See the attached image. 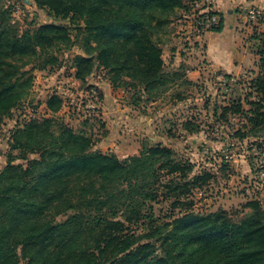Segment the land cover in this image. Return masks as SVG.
I'll return each mask as SVG.
<instances>
[{
	"label": "trees",
	"instance_id": "1",
	"mask_svg": "<svg viewBox=\"0 0 264 264\" xmlns=\"http://www.w3.org/2000/svg\"><path fill=\"white\" fill-rule=\"evenodd\" d=\"M32 1L55 21L72 24L75 34L71 25L55 21L20 29L12 22L11 6L0 0V120L28 92L32 79L23 66L32 57L44 66L56 62L51 49L70 48L79 37L84 54L73 58L75 77L85 82L98 66L113 86H140L147 95L166 87L160 29L176 17L177 7L188 10L186 2L193 0ZM221 28L222 18L210 30ZM253 39L260 70L248 81L252 91L219 107L224 120L236 114L245 118L232 127L231 139L253 138L252 144L264 145V32ZM61 99L51 94L46 108L52 115L31 118L11 134L12 150L38 156L13 164L9 153L0 170V264H264V209L258 200L247 202L245 213H195L187 206L167 221L160 219L155 202L174 196L172 206L180 205L190 186L209 176L190 180L193 164L176 160L161 144H144L123 158L93 149L85 130L53 119ZM187 124L183 129L194 132L195 125Z\"/></svg>",
	"mask_w": 264,
	"mask_h": 264
},
{
	"label": "rangeland",
	"instance_id": "2",
	"mask_svg": "<svg viewBox=\"0 0 264 264\" xmlns=\"http://www.w3.org/2000/svg\"><path fill=\"white\" fill-rule=\"evenodd\" d=\"M2 1L13 9L12 22L20 29L31 22L55 21L47 9L38 8L32 0ZM186 5L188 10L177 7L176 17L172 16L160 29L162 70L168 74V87H164L166 90L163 92L160 91L163 87L147 95L138 91L140 86L136 89L132 86H113L106 69L98 66H94L92 75L85 82L75 77L73 58L76 54H84L80 48V37L70 48L56 46L51 49L57 57L54 63L44 66L42 60L32 57L23 66L32 79L27 94L0 120V170L5 167L9 153L13 164L37 158L36 153L24 155L18 149L12 150L11 134L31 118L52 115L46 108V99L56 93L62 98V107L53 119L74 130H85L92 139L93 149L115 153L123 158L125 154H137L144 144L154 146L166 143L176 160H188L193 164V170L188 174L190 180L204 173L209 176L205 181L198 180L192 184L189 193L181 197L180 205L172 206L174 196L155 202L154 212L160 219L167 221V216H176L187 206L195 213L218 209L245 213L250 212L245 204L258 200L264 209V145L252 144L253 138L241 142L231 139L228 134L232 127H239L245 118L236 114L228 115V119L224 120L219 107L229 97L236 98L239 94L244 97L251 92L248 81L260 69H248L239 75L242 82H234L223 73L210 70L203 58L205 47L202 36L211 30L203 32L196 29L193 11L190 4L186 2ZM246 8L237 7L235 12L240 14L239 20L244 24L245 32L248 30L244 39L247 49L253 52V36L264 31L263 27H259L260 30L250 27L251 24L243 17ZM55 22L71 25L72 30L73 25L66 20L57 19ZM71 34L74 37L75 30ZM197 68L201 69L199 75L191 79L187 69ZM174 73L178 75L172 76ZM222 77L224 82L225 79L229 82L227 85H224ZM243 105L248 108L247 104ZM250 116L255 115L251 113ZM186 122L190 123L188 126L195 125L194 132L183 129ZM54 125L53 129L56 128ZM126 132H130L128 136H122ZM70 213L55 219L63 221ZM133 230L140 232L139 228Z\"/></svg>",
	"mask_w": 264,
	"mask_h": 264
},
{
	"label": "crops",
	"instance_id": "3",
	"mask_svg": "<svg viewBox=\"0 0 264 264\" xmlns=\"http://www.w3.org/2000/svg\"><path fill=\"white\" fill-rule=\"evenodd\" d=\"M250 5L264 9V0H216L215 8L221 15L222 28L219 31H207L202 36L205 47L203 58L206 59L207 67L210 70L239 77L246 70L257 67L256 55L247 49V43L244 39L248 30L245 32L244 24L239 20L240 14L235 12L237 7L246 8ZM244 19L246 18L244 17ZM203 69L202 71H204ZM200 70V68L191 71L187 69V72L192 79L199 75ZM128 133L130 132H126L122 136H128ZM161 145L170 147L166 143ZM128 155L125 154L124 156Z\"/></svg>",
	"mask_w": 264,
	"mask_h": 264
},
{
	"label": "built area",
	"instance_id": "4",
	"mask_svg": "<svg viewBox=\"0 0 264 264\" xmlns=\"http://www.w3.org/2000/svg\"><path fill=\"white\" fill-rule=\"evenodd\" d=\"M190 5L193 11L192 16L196 29L204 32L205 30L211 29L213 26H217L220 23L221 15L215 8L216 0H193ZM244 16L247 19V22L251 24L250 27L252 29L256 27L257 29H259V27H263L262 30L264 31L263 9H260L255 5H250L246 8ZM223 77L221 80L223 81L224 85H227L229 82H227L226 79L224 82ZM230 79L234 80L235 78Z\"/></svg>",
	"mask_w": 264,
	"mask_h": 264
},
{
	"label": "water",
	"instance_id": "5",
	"mask_svg": "<svg viewBox=\"0 0 264 264\" xmlns=\"http://www.w3.org/2000/svg\"><path fill=\"white\" fill-rule=\"evenodd\" d=\"M26 2H29V0H25Z\"/></svg>",
	"mask_w": 264,
	"mask_h": 264
}]
</instances>
